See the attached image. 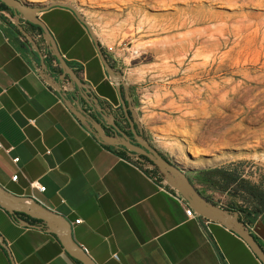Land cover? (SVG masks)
<instances>
[{"label": "crops", "instance_id": "0c3cea01", "mask_svg": "<svg viewBox=\"0 0 264 264\" xmlns=\"http://www.w3.org/2000/svg\"><path fill=\"white\" fill-rule=\"evenodd\" d=\"M38 18L69 69L85 84L89 104L98 99L108 124L111 115L118 117L111 109H118L122 124H126L117 92L86 27L64 7H52ZM14 22L11 11L0 15L3 189L17 197H31L65 217L71 223L74 241L96 264H262L232 231L211 221L206 223L195 213L194 218L187 217V202L153 170L98 141L46 81L49 79L63 93L75 89L59 63L53 64L55 58L42 34L19 22L36 41L41 58L18 33ZM103 50L120 71L109 51ZM129 89L122 93L135 113ZM75 95L78 103L80 95ZM80 105L91 116L98 110L97 102L92 109L85 101ZM206 170L199 167L186 175L204 198L220 206L216 199L228 198V192L208 188L196 179ZM14 175L18 176L15 181ZM241 220H245L242 215ZM246 225L264 249V210ZM0 241V264H76L55 235L17 223L2 207Z\"/></svg>", "mask_w": 264, "mask_h": 264}, {"label": "rangeland", "instance_id": "374dc122", "mask_svg": "<svg viewBox=\"0 0 264 264\" xmlns=\"http://www.w3.org/2000/svg\"><path fill=\"white\" fill-rule=\"evenodd\" d=\"M23 1L82 14L121 68L139 128L168 160L236 169L264 191V0ZM216 201L246 207L229 193Z\"/></svg>", "mask_w": 264, "mask_h": 264}, {"label": "water", "instance_id": "95a60500", "mask_svg": "<svg viewBox=\"0 0 264 264\" xmlns=\"http://www.w3.org/2000/svg\"><path fill=\"white\" fill-rule=\"evenodd\" d=\"M0 3L10 9L12 17L15 20L14 25L16 30L22 37H24V39H26V42L35 49L39 57L42 58L36 41L26 30H24L19 22L24 21L31 27L36 26L40 28L42 37L49 51L62 67L68 80L75 85V89L72 92L66 90L63 93L61 89L55 87L53 83L50 84L49 79H46V81H48V84L66 100L67 105L70 107L74 115L91 133H93L98 141L114 149L123 147L128 151L127 155L130 159L140 164L142 167L155 170L164 182L187 202L188 206L194 211L198 218H204L217 223L235 233L248 245L257 259L264 264V249L249 232L247 225L241 220V214L237 211L217 206L204 198L194 188L186 175V173H191L193 171L192 169H183L172 163L170 160L163 157L160 151L151 143H148L137 134L135 130V125H138L137 116L134 113L132 106L125 100L122 93V90L126 93L128 92V86L123 81L122 73L109 63L93 28L73 5L53 2L43 7H35L23 0H0ZM52 7H64L71 10L77 19L86 27L110 82L114 85L120 106L129 123L130 132L136 142H132L129 136L114 123L115 118L112 115L110 116V124L107 123V120L104 117L106 112L99 106L97 98H95L94 101L92 100V104H89L90 93L87 91L85 84L79 80L71 69H69L68 64L59 54L52 36L49 34L44 23L38 18L39 13ZM2 12L4 11L0 10V15ZM63 81H67V79L64 78ZM76 92L80 95L78 99L85 101L91 109L93 104L97 102L98 110L95 112L94 117L82 108L79 100L78 103H76ZM128 109L133 119L130 117ZM106 129H111L113 135L108 134ZM140 156L145 157L147 161L142 160ZM0 207L7 211L17 223L55 235L64 251L72 259L81 264H96L86 251L74 241L71 223L65 217L46 209L31 197H17L3 189L1 186ZM28 219L39 221V223L31 224ZM0 245H3L1 241Z\"/></svg>", "mask_w": 264, "mask_h": 264}, {"label": "trees", "instance_id": "16d2710c", "mask_svg": "<svg viewBox=\"0 0 264 264\" xmlns=\"http://www.w3.org/2000/svg\"><path fill=\"white\" fill-rule=\"evenodd\" d=\"M0 10L10 11V9H8L1 3ZM32 28L35 29L38 34H41V30L39 27L33 26ZM79 101L81 102L82 100L79 99ZM116 113L118 114V117L122 120L123 117L118 113L117 110ZM107 148L114 150L112 147L109 146H107ZM116 153L124 158H128L124 153L120 151H116ZM154 172L155 174H157V172L153 170V173ZM200 174L201 176L196 179H198V182L204 184L206 187L223 192L227 191L231 196H239L243 200V202L246 204L245 208H228L233 211L239 212L245 218V220L243 221L245 224H249L251 220L256 218L264 210V191L250 185V183L242 179L236 169L215 168L208 169L206 171H201ZM28 221L33 224L39 223V221L32 219H28ZM72 260L76 264H81L80 262L74 259Z\"/></svg>", "mask_w": 264, "mask_h": 264}, {"label": "flooded vegetation", "instance_id": "af4514ba", "mask_svg": "<svg viewBox=\"0 0 264 264\" xmlns=\"http://www.w3.org/2000/svg\"><path fill=\"white\" fill-rule=\"evenodd\" d=\"M106 58H107V56H106ZM107 60L109 61L108 58H107ZM122 92H123V91H122ZM129 95L131 96V90H130V89H129ZM119 108H121V106H119ZM116 110L119 112L118 109H114V108L111 109L112 113H113V112H116ZM128 112H129L130 117L132 118V115H131L129 109H128ZM123 114H124V112H123ZM116 115L118 116V114H116ZM114 118H115V117H114ZM132 119H133V118H132ZM124 120L126 121V124H122V121H123V120H121L119 117H116L115 120H114V123H115V124H116V125L122 130V131H124V132L129 136V138H130V140H131L132 142H136V141L134 140V137L132 136V134H131V132H130V126H129V123H128L127 119L125 118ZM135 130H136V132H137L138 135H140L144 140H146L148 143H150V142L147 140L145 134H144L142 131L139 130V128L137 127V125H135ZM106 132H107L108 134H110V135H113V132H112L111 129H106ZM115 150L124 153V154L128 157V155H127V154H128V151L125 150L123 147H120V148L115 149ZM140 158H141L142 160H144V161H147L145 157L140 156Z\"/></svg>", "mask_w": 264, "mask_h": 264}, {"label": "built area", "instance_id": "2783aa9c", "mask_svg": "<svg viewBox=\"0 0 264 264\" xmlns=\"http://www.w3.org/2000/svg\"><path fill=\"white\" fill-rule=\"evenodd\" d=\"M40 35H38V37H39ZM53 64H56V60L55 59H53ZM80 74H83V71H82V69L80 70ZM114 109H116V108H114ZM14 162H16L17 161V159H14L13 160ZM17 175H14V176H12V180H16L17 179ZM39 189L41 190V191H44V187H39ZM185 215L187 216V217H192V218H194L195 216H194V212H193V210L190 208V207H185ZM206 223H208V221L209 220H207V219H204V218H202ZM81 222V220L79 219V220H76L75 221V223L76 224H79ZM113 257L115 258V259H118V257H117V255L116 254H113Z\"/></svg>", "mask_w": 264, "mask_h": 264}]
</instances>
